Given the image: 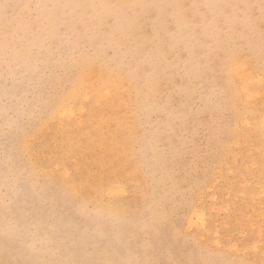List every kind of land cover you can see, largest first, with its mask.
<instances>
[{
  "label": "bare ground",
  "instance_id": "1",
  "mask_svg": "<svg viewBox=\"0 0 264 264\" xmlns=\"http://www.w3.org/2000/svg\"><path fill=\"white\" fill-rule=\"evenodd\" d=\"M30 1L36 14L3 26L0 70L34 73L31 89L47 92L25 122L2 120L11 141L0 185L13 167L9 188L18 196L0 203V264H216L185 232L209 231L205 198L210 211L236 217L235 205L219 199L239 187L250 199L264 196L262 0ZM255 5L263 12L256 23ZM61 56L59 74L54 67L43 78L42 64ZM58 120L61 146L54 159H40ZM187 121L205 128L203 154L185 140ZM222 179V190L210 192ZM130 188L131 205L122 199ZM28 226L48 257L22 243ZM257 244L246 247L256 253Z\"/></svg>",
  "mask_w": 264,
  "mask_h": 264
},
{
  "label": "rangeland",
  "instance_id": "2",
  "mask_svg": "<svg viewBox=\"0 0 264 264\" xmlns=\"http://www.w3.org/2000/svg\"><path fill=\"white\" fill-rule=\"evenodd\" d=\"M24 1L25 0H0V21L2 20L0 22V34L4 32L5 27L3 26L6 24V21L10 23L12 18H17L18 20H21V22L25 23L28 20L29 14H36L35 2L30 1L29 3H26ZM262 3V9L264 12V0H262ZM263 12L261 11L259 5H255L251 10V20L256 23L263 16ZM258 29L261 34H264V20L259 23ZM143 30L148 35L152 33L151 21H147L143 25ZM58 37L62 38L61 30L58 32ZM52 44L54 43H50L47 41L46 46H49V49H53V47L55 46ZM235 45L239 46V43H236ZM241 52L243 54V50H241ZM107 54L111 55V50H108ZM61 58L62 56L59 57L56 62H48L45 64V66L42 64V68L38 70H41L40 74H42L43 78L50 74V71H52V68L54 67V72L59 74L60 70L58 69V64L61 61ZM31 76L25 72L23 75H21L19 72H16L13 75H8L5 71L0 70V172L2 170L6 171V169L3 168V163L4 157H6L7 155L6 148L11 141L10 137L8 136V126H5L2 123V120L6 119L10 123L16 121L18 122V124L25 122L26 120H28V111H31L27 109L32 108L33 111H39V106H34V104L43 99L44 95H46L47 92V88L45 87V85L37 87L36 90L31 89L28 80V78ZM205 83L199 81L197 84L196 95L198 99L201 95V86L203 85L205 87ZM31 92L37 93L36 98L33 97ZM198 99V102L193 106V111H196L201 103ZM90 106L92 108H96L94 104H91ZM18 112H21V114H18ZM206 115L207 113L201 114V116L198 115V119L200 121H207L209 116ZM76 117L79 118L81 122H85V114H80ZM154 118L155 117L153 116L152 119ZM59 123L60 121L58 120L57 124H50L48 126V129L44 133V154L40 159L50 161V159L55 158L54 152L56 151V149L59 150L62 139L60 133H55L56 125H58ZM187 127L192 128L193 130L192 134H188V132V137L185 138L188 146L191 148H195V150H198L200 154H203L207 149V135L204 130L205 128L203 126L193 124L190 121H187ZM145 128L149 130L150 126L146 125ZM75 129L78 130L82 128L76 126ZM54 139L56 140L53 142ZM47 153H49L51 156H48ZM76 161H78V158L76 159ZM48 172L55 175L60 180L65 179V176H62L58 172H55L53 169H49ZM12 173L13 167L6 172V181L8 182L5 185H0V203L2 205H5L6 207L12 205L18 196L16 187L9 188V184L12 183L13 179ZM72 174H74V172ZM229 174H231V172H229ZM231 175H228L229 178L231 177ZM225 181L226 179H222L220 183L216 184L214 188L215 190L211 188L212 190L210 189V192H215L216 190L218 191V189H220L219 187H221L222 190ZM241 190L242 189L239 187L238 192L235 195H229L222 198L220 190L218 192L219 194L216 193V197L221 198L219 199L220 202L224 200L232 207L235 205L236 217H234V214H232L231 211H210L208 207L209 201L207 198H205L204 201H206V203L202 201V205L203 207H205L208 215L209 231L204 235L195 230L185 232V234L189 238L187 240L190 242V245L193 248H202L204 251H207V253L216 255V264H238L241 261H244L248 264H264V232L262 239H258L256 236L257 230H264V219H258L257 223L254 224L256 215H258L259 217L260 215L264 216V208L262 210L256 209L261 202H264V196L262 198L255 196V198L250 199L246 196L245 193H240ZM259 191V185L254 186L255 195H257ZM122 199H124L125 202L130 205L134 202L131 188L130 191H128L122 197ZM216 231L218 233H215ZM190 237L192 239H190ZM254 240L258 243L256 253L251 252L246 247V244H250ZM27 242L31 244L33 252H37L43 257H48L50 255L49 249L46 247L45 242H43L40 236L35 233L33 226H28L26 239L22 243ZM236 245L238 250H234V247ZM89 249L90 248H88V252H90Z\"/></svg>",
  "mask_w": 264,
  "mask_h": 264
}]
</instances>
